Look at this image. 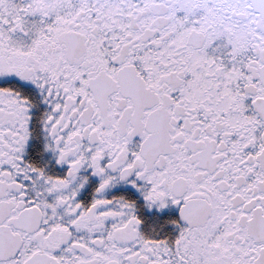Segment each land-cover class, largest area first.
I'll return each instance as SVG.
<instances>
[{
  "label": "snow or ice",
  "instance_id": "1",
  "mask_svg": "<svg viewBox=\"0 0 264 264\" xmlns=\"http://www.w3.org/2000/svg\"><path fill=\"white\" fill-rule=\"evenodd\" d=\"M0 264H264V0H0Z\"/></svg>",
  "mask_w": 264,
  "mask_h": 264
}]
</instances>
